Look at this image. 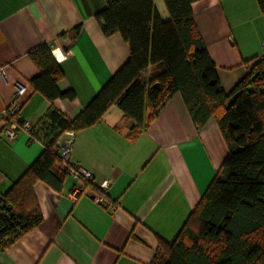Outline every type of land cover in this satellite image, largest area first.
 <instances>
[{"label":"crops","instance_id":"obj_1","mask_svg":"<svg viewBox=\"0 0 264 264\" xmlns=\"http://www.w3.org/2000/svg\"><path fill=\"white\" fill-rule=\"evenodd\" d=\"M154 3L168 21L164 1ZM106 7V0H0V202L44 153L43 142L30 131L48 109L74 120L129 59L121 35L105 36L96 19ZM192 9L220 83L230 93L252 60L264 55V14L256 0H201ZM41 46L51 50L64 73L58 90L74 92L73 100L50 103L32 87L39 71L30 53ZM20 85L25 88L17 99L20 110L12 115ZM13 119L19 129L10 139ZM26 124L30 130L22 128ZM133 126L114 105L96 125L62 136L73 142V162L98 181H112L105 195L110 207L95 203L92 186L71 200L70 192L83 184L72 175L60 189L36 182L42 221L0 252V264L154 263L160 243H171L200 203L228 146L214 120L202 130L196 127L180 93L136 137Z\"/></svg>","mask_w":264,"mask_h":264},{"label":"trees","instance_id":"obj_2","mask_svg":"<svg viewBox=\"0 0 264 264\" xmlns=\"http://www.w3.org/2000/svg\"><path fill=\"white\" fill-rule=\"evenodd\" d=\"M163 1L168 21L154 0H106L96 19L105 36L121 35L129 59L74 120L51 106L31 129L45 150L0 202V252L41 223L35 183L61 188L67 172L56 143L66 132L96 125L116 105L134 122L136 137L180 93L199 130L217 123L228 155L175 239L160 243L153 264H264V55L227 93L194 21L192 6L201 0ZM256 1L264 14V0ZM30 58L39 71L31 80L36 92L50 103L75 98L58 90L64 73L47 46Z\"/></svg>","mask_w":264,"mask_h":264},{"label":"built area","instance_id":"obj_3","mask_svg":"<svg viewBox=\"0 0 264 264\" xmlns=\"http://www.w3.org/2000/svg\"><path fill=\"white\" fill-rule=\"evenodd\" d=\"M264 47V44H263ZM25 91V88L20 85L15 93L14 100L15 105L12 109V115L16 114L20 110V105L17 103V99L20 95H22ZM2 116L0 115V119ZM22 128L24 130H30V126L28 124L23 125ZM19 129L18 122L16 119L11 120L8 124V136L10 139L16 137V133ZM58 148V155L61 164V168L67 172L68 175H72L77 179L81 180L83 184L73 189L69 194V198L73 201H77L80 195H84L88 192L89 186H92L97 189V194L94 196V201L96 204L101 206H108L105 195L108 192L109 188L112 185V181L102 180L98 181L94 178L92 172L84 169L80 164L73 162L71 159L72 156V146L73 142L71 140H58L56 143Z\"/></svg>","mask_w":264,"mask_h":264},{"label":"clouds","instance_id":"obj_4","mask_svg":"<svg viewBox=\"0 0 264 264\" xmlns=\"http://www.w3.org/2000/svg\"><path fill=\"white\" fill-rule=\"evenodd\" d=\"M55 54L57 55V57H58L59 59H61V60L63 59V57H60V56H59V50H55Z\"/></svg>","mask_w":264,"mask_h":264},{"label":"rangeland","instance_id":"obj_5","mask_svg":"<svg viewBox=\"0 0 264 264\" xmlns=\"http://www.w3.org/2000/svg\"><path fill=\"white\" fill-rule=\"evenodd\" d=\"M165 4V3H164ZM61 140V139H60Z\"/></svg>","mask_w":264,"mask_h":264}]
</instances>
